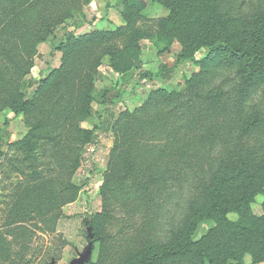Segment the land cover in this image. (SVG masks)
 <instances>
[{
	"label": "rangeland",
	"instance_id": "374dc122",
	"mask_svg": "<svg viewBox=\"0 0 264 264\" xmlns=\"http://www.w3.org/2000/svg\"><path fill=\"white\" fill-rule=\"evenodd\" d=\"M18 1L0 0V264H210L162 252L223 177L232 196L264 182V75L206 46L204 66L179 58L210 0ZM218 2L236 32L264 24V0ZM235 207L192 240L264 263V185Z\"/></svg>",
	"mask_w": 264,
	"mask_h": 264
},
{
	"label": "trees",
	"instance_id": "16d2710c",
	"mask_svg": "<svg viewBox=\"0 0 264 264\" xmlns=\"http://www.w3.org/2000/svg\"><path fill=\"white\" fill-rule=\"evenodd\" d=\"M19 1L21 2L20 4L23 5L27 2L26 0ZM129 2L130 0L123 1L124 4H127ZM20 4L18 6H20ZM218 7V0L209 1V5L206 8L205 13L208 14V17H206V19H209L211 24L208 26V24L205 23L206 19L203 18L200 32V35H202L203 38L205 37L204 41L193 47L185 44L182 45L179 58H190L197 64L204 66L208 61L216 59V57L214 58L212 56V53H210L206 57L200 60H196L194 58V52L201 46H206L210 47L212 49V52L216 51L218 53H224V55L231 57V60H234L236 58L242 59V70L247 73L249 77L254 76L258 72H261V75H264V24L260 29H245V33H239L240 31L236 32L231 28V26H229L228 19H226L225 17H223L222 19L220 17L222 16V13L220 12ZM262 21L264 22V19ZM242 34H244L245 38H248V40L251 41V45H249L248 48L240 43H237V39L245 43L244 41H242L244 40L242 39L243 37H240V35L242 36ZM57 48V46L54 47V50H57ZM161 67L165 68V66ZM169 72L170 71L167 70V72L163 73L162 78H165L164 80H167L171 76L172 73ZM35 82L36 81L29 82L28 87H32ZM252 84V81L245 83V90L250 89ZM160 94L162 95V91L156 89L152 92L150 98H155ZM23 106L24 105H21L19 109H23ZM254 123L255 121L250 122L249 126H253ZM247 127L248 126H245V131L247 130ZM88 133L89 134L86 135L88 139L87 142L89 141L90 143L93 141L94 134L93 131H90ZM18 143L21 144L24 148L27 147V151L29 152L33 150L35 145V143L30 142L29 139H22L18 141ZM233 176L234 175H230L221 179L219 183L220 187L214 189V191L210 195V202L208 203V207L204 211L195 212L189 218L184 241L178 246L166 249L164 252H162V257L171 256L174 254H188L201 259L206 258L208 260V263L210 264H218L216 261H214L213 257L206 248L198 246L192 240V236L195 233L197 224L203 219L226 221L225 214L228 211L235 209L236 204H248L255 192L257 190H260L264 185V182L262 181L255 187L244 189L241 196H232L229 190L232 186L231 178ZM233 197L235 198V201H233ZM255 225L264 236V218L255 219ZM139 262L140 264H148V258L144 257Z\"/></svg>",
	"mask_w": 264,
	"mask_h": 264
},
{
	"label": "water",
	"instance_id": "95a60500",
	"mask_svg": "<svg viewBox=\"0 0 264 264\" xmlns=\"http://www.w3.org/2000/svg\"><path fill=\"white\" fill-rule=\"evenodd\" d=\"M86 256H82L81 258H76V259H73L70 264H81L84 262Z\"/></svg>",
	"mask_w": 264,
	"mask_h": 264
},
{
	"label": "crops",
	"instance_id": "0c3cea01",
	"mask_svg": "<svg viewBox=\"0 0 264 264\" xmlns=\"http://www.w3.org/2000/svg\"><path fill=\"white\" fill-rule=\"evenodd\" d=\"M260 264H264V263H260Z\"/></svg>",
	"mask_w": 264,
	"mask_h": 264
}]
</instances>
